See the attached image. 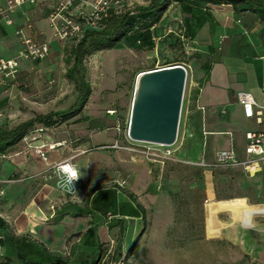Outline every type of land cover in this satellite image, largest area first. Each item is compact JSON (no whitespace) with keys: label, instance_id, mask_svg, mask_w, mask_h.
<instances>
[{"label":"crops","instance_id":"crops-1","mask_svg":"<svg viewBox=\"0 0 264 264\" xmlns=\"http://www.w3.org/2000/svg\"><path fill=\"white\" fill-rule=\"evenodd\" d=\"M6 2L0 0V4ZM57 2L44 0L16 9L12 15V26L0 20V59L20 56L22 44L17 30L24 29L37 42L48 43L51 54L46 59H20V71L23 64H35L37 68L48 66V70L60 65L69 52L70 43L75 40H60L55 35L49 15ZM211 7L230 6L203 7L198 9L203 11L201 13L192 11L189 18H184L185 25L181 29L183 32L185 29L199 47L206 46L210 52L205 60L209 68H204L205 62L200 63L192 74L185 96L179 139L174 146L178 148L174 150L184 154L189 144L195 143L200 146L201 155L194 162H189L202 165L204 161L206 166L222 171L218 176L223 187L221 193L237 198L217 202L245 199L252 206L264 205V161L251 169L218 164V155L224 150H232L241 162L251 159L247 152V133L264 130V116L263 123H259L256 117H246L237 98L240 91L249 90L264 106V20L255 14L236 13L233 9L225 15L213 14ZM182 16L179 10L177 18ZM167 21L165 16L156 30L165 26ZM118 46L129 49L122 42ZM184 64L191 74V65ZM116 111L96 112L90 108L86 113L84 109L81 115L67 124L31 132L28 139L36 137L32 146L46 145L48 149L49 144H58L57 148L48 149L47 160L33 148H28L24 140L9 152L23 149L21 154L0 155V218L9 226L0 227V263L16 255L11 234H29L44 243L51 252L75 261L93 251L83 243V236L90 227H94L103 244L104 236L108 237L110 231L113 235L122 233L121 243L128 248L137 235L130 233V224L140 229V236L144 224H154V213L160 212L154 208L159 198L150 196L157 195L149 193V199L144 200L141 194L129 187L127 171L123 175L112 171L116 163L120 169H127L132 164L128 160L129 155L134 158L133 151L110 147L118 136L114 127ZM97 133H101L98 139ZM113 154L117 162L113 161ZM66 160H71L83 174L77 200L82 204H76L58 187L56 165ZM228 167L237 173L231 176L223 173ZM213 176V173H205L200 176L184 174L182 177L213 180ZM141 181H149L145 190L153 189L151 176L143 174ZM212 188L215 191V183H212ZM129 193L135 195L143 210L137 207ZM167 219V224H170V218ZM122 226H125L123 232Z\"/></svg>","mask_w":264,"mask_h":264},{"label":"rangeland","instance_id":"rangeland-1","mask_svg":"<svg viewBox=\"0 0 264 264\" xmlns=\"http://www.w3.org/2000/svg\"><path fill=\"white\" fill-rule=\"evenodd\" d=\"M144 3L145 0L124 1L125 8H134ZM211 8L213 14L225 15L232 11L231 7ZM179 10L181 8L175 3L166 15L169 21L155 31L154 50L116 46L90 54L86 60L93 94L85 112L90 108L96 112L116 109L114 115L117 122L114 127L120 142L128 143L136 79L140 72L186 62L192 68L188 75L187 92L195 67L208 59L210 49L199 47L185 29L181 31L185 25L184 18H189L190 12H182L183 16L179 19ZM74 44L70 43L68 51ZM68 55L67 52L64 61L52 70H48V66L37 68L35 64H23L13 82L6 86L0 85V124L13 127L38 113L68 109L75 102L76 83L67 76V68L70 66ZM100 134H96L97 139ZM145 145L155 152L162 149L157 144L134 141L133 146L139 152H134V158L129 155L128 160L132 164L127 169H120L116 163L112 171L121 172L122 175L127 171L129 187L141 194L144 200L149 199V193L156 194L150 197L159 198L154 208L160 212L154 213V224H146L142 236L139 234L140 229L130 224V233H137L140 241L127 257L124 253L128 248H124L121 243L122 233L113 235L110 231L108 237L104 236L102 263L264 264V215H257L253 226H244L234 220L229 211L214 214L212 203L226 197L221 193L223 187L218 181L222 171L189 162H194L201 155L200 146L191 143L185 153L180 154L174 150L178 148L174 145L172 149L175 160H166L165 165H162L141 152ZM112 158L117 162L114 154ZM205 173H213V180L199 177L188 180L182 177L184 174L200 176ZM223 173L231 176L237 172L228 167ZM143 174L152 177L153 189H144L149 181H141ZM212 183H215V191ZM137 184L140 185L137 187ZM79 197L80 193L74 198L76 204H82L77 201ZM167 217L170 218V224H167Z\"/></svg>","mask_w":264,"mask_h":264},{"label":"trees","instance_id":"trees-1","mask_svg":"<svg viewBox=\"0 0 264 264\" xmlns=\"http://www.w3.org/2000/svg\"><path fill=\"white\" fill-rule=\"evenodd\" d=\"M145 2L122 13L112 9L100 28L90 26L85 28L83 36L78 41H74L75 44L68 52L67 58L70 64L67 76L76 83L75 102L68 109L38 113L13 127L0 124V155L8 154L37 128L61 125L81 115L93 94V86L88 78V69L85 64L88 56L97 51L114 48L121 42L132 49L154 50L157 25L175 3L179 5L182 12H192L209 6H230L236 13H251L264 20V0H145ZM204 68H209L207 62ZM129 196L138 208L144 209L133 193H129ZM232 198L237 197H223L220 200ZM7 224L0 218V227L9 228ZM124 229L125 226H122V232ZM11 239L16 255L14 258H6L0 264H103L104 244L101 243L94 227H90L83 236V243L93 251L81 255L75 261L51 252L44 243L35 240L29 234H11ZM139 241L138 235L125 251V257Z\"/></svg>","mask_w":264,"mask_h":264},{"label":"built area","instance_id":"built-area-1","mask_svg":"<svg viewBox=\"0 0 264 264\" xmlns=\"http://www.w3.org/2000/svg\"><path fill=\"white\" fill-rule=\"evenodd\" d=\"M44 0H7L5 4H0V20H4L6 25L12 26L14 24L13 13L16 9L27 4H38ZM125 0H58L57 4L52 9L49 20L54 28L55 35L60 40L73 39L78 41L84 34L87 26L100 28L104 20L109 16L110 10L114 9L117 13H122L129 8H125ZM90 6V9L89 7ZM28 27H31L29 24ZM182 31V30H181ZM17 34L21 39L22 51L17 58H2L0 59V84H7L13 82L20 73V59L40 58L46 59L51 54V47L48 43L37 42L32 36L26 34L24 29L17 30ZM189 73V68L183 64ZM238 103L243 107L245 116L248 118L256 117L259 123H263L264 106L258 102L254 94L249 90H242L237 95ZM43 131L44 127L35 129V131ZM33 138V140H35ZM128 144H124L119 140L115 141L110 147L117 149H125L133 152L139 150L133 146L134 141L127 134ZM26 137L24 139L28 148H33L35 152L44 160L48 159V149L53 150L57 148L58 144H49L48 149L46 145L32 146V141ZM247 152L252 157L251 159L241 162L232 150H224L218 155V164L227 166H243L245 169H251L255 165H259L264 161V130L250 131L247 133ZM177 144V143H176ZM175 144V145H176ZM160 152H155L151 147L144 146L141 152L154 161L165 165L166 160H175L173 146H164ZM24 150H17L14 153L5 154V156L19 155ZM75 164L71 160H66L56 165L58 173L59 166ZM206 166L205 162L201 163ZM76 167V166H75ZM59 176L58 187L73 200L77 198L80 192V179L74 182V190L76 192L68 191L60 187L61 177Z\"/></svg>","mask_w":264,"mask_h":264},{"label":"water","instance_id":"water-1","mask_svg":"<svg viewBox=\"0 0 264 264\" xmlns=\"http://www.w3.org/2000/svg\"><path fill=\"white\" fill-rule=\"evenodd\" d=\"M188 75L180 63L138 74L128 131L133 141L164 146L178 142Z\"/></svg>","mask_w":264,"mask_h":264},{"label":"bare ground","instance_id":"bare-ground-1","mask_svg":"<svg viewBox=\"0 0 264 264\" xmlns=\"http://www.w3.org/2000/svg\"><path fill=\"white\" fill-rule=\"evenodd\" d=\"M212 211L218 215L221 211H229L233 219L244 226H253L257 215H264V205L252 206L244 199L212 203Z\"/></svg>","mask_w":264,"mask_h":264},{"label":"clouds","instance_id":"clouds-1","mask_svg":"<svg viewBox=\"0 0 264 264\" xmlns=\"http://www.w3.org/2000/svg\"><path fill=\"white\" fill-rule=\"evenodd\" d=\"M57 174L61 177L60 187L76 192L74 190V182L80 179L83 174L75 166L61 164Z\"/></svg>","mask_w":264,"mask_h":264}]
</instances>
